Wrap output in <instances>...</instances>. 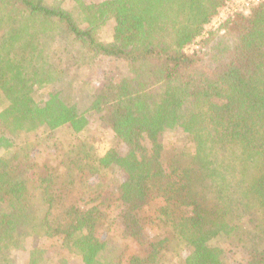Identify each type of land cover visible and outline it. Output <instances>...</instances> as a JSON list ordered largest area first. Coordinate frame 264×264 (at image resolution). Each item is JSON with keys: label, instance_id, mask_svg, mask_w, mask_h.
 <instances>
[{"label": "trees", "instance_id": "trees-1", "mask_svg": "<svg viewBox=\"0 0 264 264\" xmlns=\"http://www.w3.org/2000/svg\"><path fill=\"white\" fill-rule=\"evenodd\" d=\"M226 1L0 0V264H264V0L201 37Z\"/></svg>", "mask_w": 264, "mask_h": 264}, {"label": "rangeland", "instance_id": "rangeland-1", "mask_svg": "<svg viewBox=\"0 0 264 264\" xmlns=\"http://www.w3.org/2000/svg\"><path fill=\"white\" fill-rule=\"evenodd\" d=\"M217 28H219V26L216 28L213 26L208 28L207 35ZM200 39L201 38H198L197 44L193 45L191 48H197ZM75 51H77V49ZM69 62L68 71L60 83L57 84V90L63 93L65 97H67V100L71 103L80 107H85L88 103L90 95L93 94V91L96 90L102 82V71H110V69L115 67V65H110L106 58L100 59V61L96 60L95 62L87 59L86 62L88 65L83 64L81 61L75 63L74 59H70ZM87 117L89 119V126L84 134L86 136L84 138V144H87L88 147L93 146L95 150L99 151L105 148V145L108 143L111 137L110 132L93 113H88ZM60 138L63 141L68 140L66 133L60 134ZM183 139L182 134L174 131H168L162 135V141L167 147H171L172 145H181L184 142ZM74 144H76V141ZM12 256L17 264H23L26 258V254L24 252H13Z\"/></svg>", "mask_w": 264, "mask_h": 264}, {"label": "built area", "instance_id": "built-area-1", "mask_svg": "<svg viewBox=\"0 0 264 264\" xmlns=\"http://www.w3.org/2000/svg\"><path fill=\"white\" fill-rule=\"evenodd\" d=\"M262 0H227L220 13L204 27L201 37L207 36V29L211 26L218 27L234 14H247L251 7Z\"/></svg>", "mask_w": 264, "mask_h": 264}]
</instances>
